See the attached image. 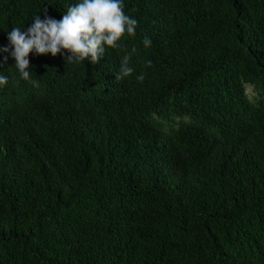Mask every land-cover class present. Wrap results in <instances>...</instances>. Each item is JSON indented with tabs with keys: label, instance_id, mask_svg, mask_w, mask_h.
Here are the masks:
<instances>
[{
	"label": "trees",
	"instance_id": "obj_1",
	"mask_svg": "<svg viewBox=\"0 0 264 264\" xmlns=\"http://www.w3.org/2000/svg\"><path fill=\"white\" fill-rule=\"evenodd\" d=\"M77 2L0 0V49ZM123 2L95 65L0 51V264H264V0Z\"/></svg>",
	"mask_w": 264,
	"mask_h": 264
},
{
	"label": "clouds",
	"instance_id": "obj_2",
	"mask_svg": "<svg viewBox=\"0 0 264 264\" xmlns=\"http://www.w3.org/2000/svg\"><path fill=\"white\" fill-rule=\"evenodd\" d=\"M123 0H78L67 8L60 20L47 15L42 20L37 14L32 19L34 23L25 31L20 27H13L7 33L8 46L0 51L9 53L15 60L14 68L19 77L30 82L34 87L39 83L31 78L29 54L36 55L51 53L55 57L64 52L67 65L81 64L85 61L95 65L106 53V49L119 48L122 37L134 36L138 20L127 15L124 11ZM145 47L151 45V40L145 37ZM8 57L4 58L7 62ZM131 54L121 58L117 80L132 75L134 69L130 66ZM151 66V61H148ZM139 82L145 79L143 74L136 77ZM8 77L0 74V87L6 86Z\"/></svg>",
	"mask_w": 264,
	"mask_h": 264
},
{
	"label": "rangeland",
	"instance_id": "obj_3",
	"mask_svg": "<svg viewBox=\"0 0 264 264\" xmlns=\"http://www.w3.org/2000/svg\"><path fill=\"white\" fill-rule=\"evenodd\" d=\"M247 90H249V91H250V87H249V86H247Z\"/></svg>",
	"mask_w": 264,
	"mask_h": 264
}]
</instances>
